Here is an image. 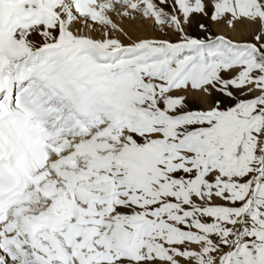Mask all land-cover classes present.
Returning a JSON list of instances; mask_svg holds the SVG:
<instances>
[{"label":"snow or ice","instance_id":"snow-or-ice-1","mask_svg":"<svg viewBox=\"0 0 264 264\" xmlns=\"http://www.w3.org/2000/svg\"><path fill=\"white\" fill-rule=\"evenodd\" d=\"M0 264H264V0H0Z\"/></svg>","mask_w":264,"mask_h":264}]
</instances>
